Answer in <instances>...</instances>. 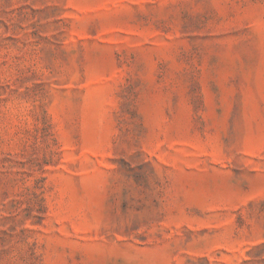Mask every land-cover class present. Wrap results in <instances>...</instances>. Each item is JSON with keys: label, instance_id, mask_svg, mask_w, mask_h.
<instances>
[{"label": "rangeland", "instance_id": "obj_1", "mask_svg": "<svg viewBox=\"0 0 264 264\" xmlns=\"http://www.w3.org/2000/svg\"><path fill=\"white\" fill-rule=\"evenodd\" d=\"M0 264H264V0H0Z\"/></svg>", "mask_w": 264, "mask_h": 264}]
</instances>
